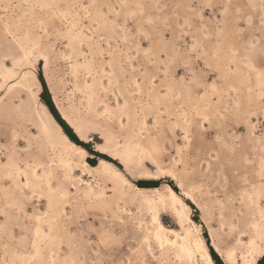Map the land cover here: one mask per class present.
Listing matches in <instances>:
<instances>
[{"label": "rangeland", "instance_id": "rangeland-1", "mask_svg": "<svg viewBox=\"0 0 264 264\" xmlns=\"http://www.w3.org/2000/svg\"><path fill=\"white\" fill-rule=\"evenodd\" d=\"M262 18L264 0H0V70L8 57L13 65L24 60L25 67L6 66L19 80L30 76L51 113L50 98L86 135L100 131L111 146L151 149L183 182V199L186 192L198 199L193 216L217 264H263L240 259L255 242L264 249ZM34 46L47 55L44 64L27 53ZM98 142L82 146L91 151ZM53 148L40 133L36 100L10 90L0 102V264H190L175 249L144 241L151 215L136 195L137 177L159 171L140 153L124 169L133 182L126 190L112 181L108 196L98 198L63 182L75 226L52 261L38 234L49 202L20 192L13 171L32 175L28 162H55L61 197V166L79 159L65 144ZM158 176L166 194L171 180ZM44 184L42 176L35 186L46 194ZM163 221L177 228L172 211Z\"/></svg>", "mask_w": 264, "mask_h": 264}, {"label": "bare ground", "instance_id": "bare-ground-1", "mask_svg": "<svg viewBox=\"0 0 264 264\" xmlns=\"http://www.w3.org/2000/svg\"><path fill=\"white\" fill-rule=\"evenodd\" d=\"M37 48V46L28 48L29 50L27 53L35 58H39L44 64L48 61V57L45 53H38L36 51ZM23 61L22 59H15L13 65L10 57H8L5 68L0 70V77H6L7 81L14 82L8 87L0 83V102L10 90L19 89L26 94L28 93L32 99L36 100L38 124L40 133L43 137L49 141L52 148L58 145L60 146L61 144L67 145L69 149L74 151L79 159L78 162L73 160L63 161L66 163L65 167L61 166L63 169L65 168V179L60 182L63 188L61 192L62 196L59 198L57 197V189L54 183L60 178L61 172L55 171L53 166L55 162L50 163V165L48 164V168L42 160H35V162H37L36 165L28 162L29 166L32 168V175L27 173L22 167H17L13 171L17 174L18 184L21 186L20 192L23 194L29 192L30 194L37 195L36 199L38 201L43 202L47 199L49 202L46 204L48 207L46 210V214H48V223L44 226L42 224L38 226V234L39 237H44L43 240L50 246L49 251L50 255L53 256L52 261L55 260L57 255V251H55L56 248H58L60 252H64L68 247L67 245H70V238L68 237L72 236V232L67 231V229L70 228L72 230L75 226V224H72L74 217H69V213L76 212L73 209L71 210L72 205L68 199V188L67 185L64 186L63 182H72L71 187L76 189V193L80 190H86L89 195H95L98 198L108 196L107 189L113 182L117 184L120 183L122 186L124 185L126 190L125 185H133V182L124 169L130 168L129 161L140 153V155L144 156L142 162L145 161L147 164L154 166V168L156 167L159 172L165 173V176L169 177L171 180L167 188V193L162 194L160 192V187L157 186L160 184V180H162V176H158L159 172H145L137 177V179L139 178V184L136 186V195L146 204L151 215V222L148 226L146 225L147 232L144 235V241L147 242L151 248L154 243H156L159 247L175 249L178 251V254L177 252L175 254H177L178 259L182 262L187 260L192 264L204 260V262H206L205 264H217V261L211 254V248L206 244L207 241L205 237L203 238L204 232L200 229L202 223L196 224V217L193 216L192 208H197L198 199H196L195 195L191 192L185 193L186 201L183 199L180 193L184 186L183 182L176 177L169 168H165L160 164L151 149L145 148L144 146L140 148V146L134 147L124 144L111 146L108 143V139L105 138L106 135L103 136L104 134H101L102 132L100 131H94L90 135H86L76 122L63 112L56 100L55 103L57 106H55L54 101L51 100L52 98H50V105L54 112L51 113L44 101L37 95V86H29L30 76L22 77L19 80L18 74L7 67L9 64L16 67L27 66V64H21ZM99 127L102 128L101 126ZM92 140H99V142L92 147L90 146L91 151H88L82 144L89 143ZM101 148H107V152L100 151ZM140 150L142 151L140 152ZM82 152L87 153V155H82ZM2 158L3 155L0 153V160H2ZM99 167H101L100 170H98ZM78 172H80V174ZM42 176L45 181L44 186L47 190L46 194L41 188L35 186ZM115 204L116 202H113V206H115ZM168 211H172L177 228L167 226L164 223L163 215ZM61 212L68 217L65 218V215L60 216ZM260 213L263 214L262 216L264 217L263 208H260ZM56 224H58V228ZM205 233L208 234L209 232L206 231ZM208 238L212 243L211 246H213L216 251H220L219 243L214 240L210 234H208ZM74 241H77V239H74ZM255 245L257 248L255 247L254 252L251 251L252 253L249 252L241 256L240 259H246L255 263L264 259V255H262L264 254V249H262L257 242H255ZM233 257H236L235 254Z\"/></svg>", "mask_w": 264, "mask_h": 264}, {"label": "snow or ice", "instance_id": "snow-or-ice-1", "mask_svg": "<svg viewBox=\"0 0 264 264\" xmlns=\"http://www.w3.org/2000/svg\"><path fill=\"white\" fill-rule=\"evenodd\" d=\"M204 7H212V6L211 5H204ZM197 19H203L202 15L198 14L197 15ZM262 24H264V18H262ZM166 35L168 36L169 39H174V37H173L171 32L166 33ZM188 35H189V33H182L181 37L182 38L183 37H187ZM145 39H147V37H145ZM196 48H197L196 37H195L194 34H192V47H191L190 51L195 52ZM196 59H199V57H197ZM183 67L184 66H181V69H183ZM85 147H87V145ZM100 151L107 152V148H101ZM81 154L82 155H87V153H84V152H82ZM129 178H131V177H129ZM262 255H264V254H262Z\"/></svg>", "mask_w": 264, "mask_h": 264}]
</instances>
